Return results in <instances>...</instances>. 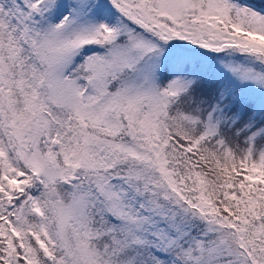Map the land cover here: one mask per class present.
Wrapping results in <instances>:
<instances>
[{"label":"snow or ice","instance_id":"obj_1","mask_svg":"<svg viewBox=\"0 0 264 264\" xmlns=\"http://www.w3.org/2000/svg\"><path fill=\"white\" fill-rule=\"evenodd\" d=\"M0 264H264V0H0Z\"/></svg>","mask_w":264,"mask_h":264}]
</instances>
